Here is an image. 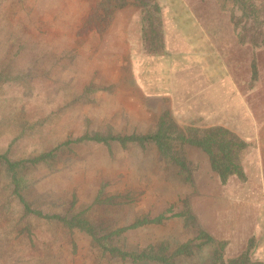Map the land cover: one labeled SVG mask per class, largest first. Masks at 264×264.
<instances>
[{
  "label": "rangeland",
  "instance_id": "obj_1",
  "mask_svg": "<svg viewBox=\"0 0 264 264\" xmlns=\"http://www.w3.org/2000/svg\"><path fill=\"white\" fill-rule=\"evenodd\" d=\"M101 1L0 0V154L29 159L60 147L50 161L27 164L23 171L22 194L34 210L63 216L87 209L98 236L165 213L161 224L126 231L109 243L129 252L162 247L169 255L190 241V253L174 264L227 260L224 242L214 238L222 233L215 221L229 199L254 195V178L245 174L243 181L232 177L221 185L207 155L188 145L182 146L187 166L181 171L152 145L74 140L96 132L151 134L167 113L180 128L222 126L235 132L248 143L240 160L244 172L253 174L255 142L264 140V46L238 43L231 13H241L231 0H187L215 51L192 54L195 32L181 22L188 46L160 8L165 51L148 54L142 16L152 3L160 7L158 0H109L106 9ZM254 1L264 18V0ZM168 56L178 58L175 77L171 68H150V61L158 65ZM132 62L141 78L161 79L167 89L151 83L153 97H142L128 71ZM201 71L207 79H197ZM100 191L113 202L92 206ZM186 209L192 220L172 216ZM0 264L133 263L104 252L84 232L26 216L0 164Z\"/></svg>",
  "mask_w": 264,
  "mask_h": 264
},
{
  "label": "trees",
  "instance_id": "obj_2",
  "mask_svg": "<svg viewBox=\"0 0 264 264\" xmlns=\"http://www.w3.org/2000/svg\"><path fill=\"white\" fill-rule=\"evenodd\" d=\"M231 1L233 7L241 13L240 16H235L231 13V20L238 43L249 44L253 48L264 46V18L260 17V9L255 4V1ZM105 2L107 6L104 4V9L108 6L110 7L109 0H102L101 3H99V6ZM122 5L123 4H121V6ZM160 12V7L156 5V3H152V5L143 12V45L145 52L148 54L161 55L163 51H165ZM92 18L90 17V19ZM84 142H94L105 146L110 143H117L123 148H126L129 144H135L141 149L147 145H152L161 157L170 164L178 166L181 171L185 170L187 166L183 159L182 146L188 145L200 149L207 155L210 169L217 175L221 185H226L232 177L241 181L246 178L240 158L242 152L248 147V143L240 138V136L222 126H212L203 129L194 127L180 128L167 113L160 116L157 128L151 134H130L120 136L96 132L92 135H82L74 140V143ZM70 143L73 142H67L66 144ZM57 149H60V147L33 158L19 160H10L6 154H0V164L5 167L10 186L12 187V194L22 205L26 216L34 215L37 218L56 221L63 224L66 228L84 232L90 236L92 241L104 252L122 260L130 259L133 264H138L141 261H153L158 264H174L173 261L176 257L188 255L190 253V241L180 245L169 255H165V249L162 247L155 251L153 248H148L140 252H129L119 249L109 243L111 237L119 236L126 231L146 225L161 224L167 220L165 213H161L154 218L143 217L136 219L134 222L112 231L105 236H98L94 226L87 219V209H80L69 215L63 216L59 214H43L40 210L32 209L22 194L25 180L23 171L27 164L38 165L50 161L55 157V151ZM113 200V197L103 198V192L100 191L94 198L92 206L105 203L109 204L112 203ZM169 212L171 213V210H169ZM172 216L185 217L186 220L193 219L188 209H186V212H181ZM201 237L207 241H213V239L207 234L201 233L200 238ZM222 245L224 244L222 243ZM249 253L250 245L248 244L246 249H244V251H242L237 257L227 260H222L219 257L215 259L214 264H264L251 261Z\"/></svg>",
  "mask_w": 264,
  "mask_h": 264
},
{
  "label": "crops",
  "instance_id": "obj_3",
  "mask_svg": "<svg viewBox=\"0 0 264 264\" xmlns=\"http://www.w3.org/2000/svg\"><path fill=\"white\" fill-rule=\"evenodd\" d=\"M160 4V8L162 10V14L165 16H169V20L172 22L170 23L172 29L179 34L180 39L184 40L183 42L189 46L188 38H186L183 34L184 32H179V28L181 22L187 23V26H190V29L193 30L196 34V41L197 44L193 43L191 53L195 51H200V49L210 51L213 53L215 51V47L213 42L211 41L208 33L202 27L201 23L199 22L198 18L192 12L191 7L188 5L187 0H158ZM181 19L180 21V17ZM180 21V22H179ZM180 23V24H179ZM171 33V32H169ZM193 46H195L193 48ZM193 56V55H192ZM178 58H171L168 56L162 62V65H157L156 61H150V68L155 67H164L169 72L174 71L175 77L177 72L176 68ZM158 61V60H157ZM197 62L195 61V64ZM193 63L192 65L195 66ZM175 68V69H174ZM196 68L199 70V63L196 64ZM197 70V69H196ZM128 71L132 75V80L135 84L139 86L141 91L143 92L142 97L150 98L153 97L149 93V87L160 89L164 88L165 85L161 83L160 80H145L141 78L143 75L141 72L139 74V66L135 63H131L128 66ZM144 72V70H143ZM166 72V70H165ZM150 74H154L153 70L149 71ZM142 74V75H141ZM172 74V72H171ZM202 79H207L204 75V72L201 71V74L197 77ZM131 80V81H132ZM174 80V79H173ZM142 81L140 86V82ZM199 81V80H198ZM159 82V84H156ZM174 85L172 88L175 87L176 80L173 82ZM156 84V85H155ZM143 88V89H142ZM154 94V93H153ZM156 97H162L157 96ZM164 97H168L164 95ZM264 140L258 139L255 142V149H254V158H253V174H250L248 170H245V174L248 178H254L256 181V191L254 195H250L249 197L246 195L241 196L239 199H229L227 203L224 204V210L222 209V216L221 219H216L215 225L219 224V227L222 228L221 231H216L214 238L221 239L224 242V257L226 259H231L237 257L246 247L248 244L250 245V260L254 262H261L264 263ZM249 180V179H248ZM218 221V222H217ZM220 221V222H219ZM220 233L222 236L220 237Z\"/></svg>",
  "mask_w": 264,
  "mask_h": 264
}]
</instances>
